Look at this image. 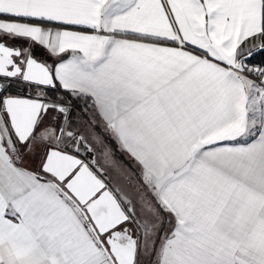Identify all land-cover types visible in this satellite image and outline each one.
Listing matches in <instances>:
<instances>
[{
  "label": "snow or ice",
  "instance_id": "obj_1",
  "mask_svg": "<svg viewBox=\"0 0 264 264\" xmlns=\"http://www.w3.org/2000/svg\"><path fill=\"white\" fill-rule=\"evenodd\" d=\"M0 264H264V0H0Z\"/></svg>",
  "mask_w": 264,
  "mask_h": 264
}]
</instances>
